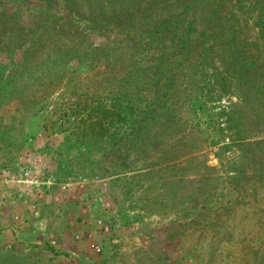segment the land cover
I'll return each mask as SVG.
<instances>
[{
	"label": "rangeland",
	"instance_id": "obj_1",
	"mask_svg": "<svg viewBox=\"0 0 264 264\" xmlns=\"http://www.w3.org/2000/svg\"><path fill=\"white\" fill-rule=\"evenodd\" d=\"M182 1L0 0V209L38 231L3 264H264V0Z\"/></svg>",
	"mask_w": 264,
	"mask_h": 264
},
{
	"label": "crops",
	"instance_id": "obj_2",
	"mask_svg": "<svg viewBox=\"0 0 264 264\" xmlns=\"http://www.w3.org/2000/svg\"><path fill=\"white\" fill-rule=\"evenodd\" d=\"M11 203V202H9ZM18 201L14 202L13 205H10L8 208L0 209V250L1 252H6V249L9 246L14 245L18 250L24 251L25 247H23L20 243L24 242L23 239L20 237L23 235V231L28 232H36V227L30 224L32 221V210L30 209L29 205L18 207ZM21 206V205H20ZM19 217V219H17ZM29 218V219H28ZM46 216H43V219L46 220ZM31 225V226H30ZM43 229V224L40 225L39 229ZM38 233V231H37ZM67 235V238L64 239L63 244H61V251L59 255L53 256L51 264H74L71 262L72 258L74 261L80 262L83 264L79 259L84 257L85 259H89V263H93L94 260L91 258L94 257L92 252V238H86L85 241H71L68 232H65L64 237ZM43 240V238H41ZM90 239V240H89ZM68 242V243H67ZM29 242H26V246H28ZM69 245L72 247L69 248ZM19 247V248H18ZM0 264H3V260L0 259ZM11 264V263H8Z\"/></svg>",
	"mask_w": 264,
	"mask_h": 264
},
{
	"label": "trees",
	"instance_id": "obj_3",
	"mask_svg": "<svg viewBox=\"0 0 264 264\" xmlns=\"http://www.w3.org/2000/svg\"><path fill=\"white\" fill-rule=\"evenodd\" d=\"M201 1L203 0H184L182 1V7H184V10L181 12V14L178 16V18H182V13H183V18L187 17H193L200 8L203 6L201 5ZM185 12H187L185 14ZM218 15L215 13H211L210 17L208 20H213L217 19ZM168 19V18H167ZM165 20L164 22H160L159 24L162 25V28H165L167 31L170 30V24L175 22V18H169L168 20ZM207 22H211L208 21ZM228 21V19H227ZM209 27L206 26V30H202V39L205 42V46L202 48V52L200 55L204 58L201 61L202 66H207L209 69L212 70L211 75L215 81V84L217 87L225 86V83L223 82L224 78L221 76L222 72L219 71L218 68L214 66V58L212 59L214 55H217L220 57V61H224L226 58H230V67H235L236 64V58L241 57L244 55L243 48L239 46V40L237 38H234L232 35V31L230 28H227L225 32L227 34L225 35V38H219L216 39V34L214 33H209ZM209 41L211 44H209ZM229 42V44H228ZM177 43V42H176ZM176 44L173 47V52H176L175 49ZM217 52V54H215ZM231 62H234V64ZM172 62L170 61V64ZM168 64V65H170ZM101 114H104L103 111H101ZM112 118L114 121H119L122 118V115L120 112H113L112 113Z\"/></svg>",
	"mask_w": 264,
	"mask_h": 264
}]
</instances>
